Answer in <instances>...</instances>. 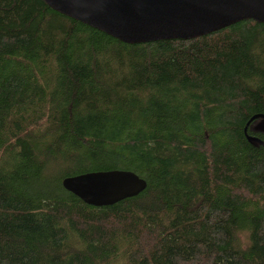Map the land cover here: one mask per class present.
I'll use <instances>...</instances> for the list:
<instances>
[{
	"label": "trees",
	"instance_id": "obj_1",
	"mask_svg": "<svg viewBox=\"0 0 264 264\" xmlns=\"http://www.w3.org/2000/svg\"><path fill=\"white\" fill-rule=\"evenodd\" d=\"M264 21L126 43L0 0V264H264ZM260 115V116H259ZM124 169L92 206L63 178Z\"/></svg>",
	"mask_w": 264,
	"mask_h": 264
},
{
	"label": "water",
	"instance_id": "obj_2",
	"mask_svg": "<svg viewBox=\"0 0 264 264\" xmlns=\"http://www.w3.org/2000/svg\"><path fill=\"white\" fill-rule=\"evenodd\" d=\"M44 1L54 10L126 43L195 38L244 19L264 21V0ZM256 117L247 122L244 134L264 147L263 140L247 132ZM62 186L84 203L100 207L136 196L145 189L146 181L132 171L111 169L67 176Z\"/></svg>",
	"mask_w": 264,
	"mask_h": 264
},
{
	"label": "rangeland",
	"instance_id": "obj_3",
	"mask_svg": "<svg viewBox=\"0 0 264 264\" xmlns=\"http://www.w3.org/2000/svg\"><path fill=\"white\" fill-rule=\"evenodd\" d=\"M261 126H263V122L258 125V128H260Z\"/></svg>",
	"mask_w": 264,
	"mask_h": 264
}]
</instances>
